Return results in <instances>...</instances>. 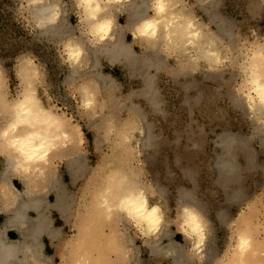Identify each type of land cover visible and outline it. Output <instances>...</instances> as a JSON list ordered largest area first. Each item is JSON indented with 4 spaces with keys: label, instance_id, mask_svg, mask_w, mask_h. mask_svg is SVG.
<instances>
[{
    "label": "rangeland",
    "instance_id": "obj_1",
    "mask_svg": "<svg viewBox=\"0 0 264 264\" xmlns=\"http://www.w3.org/2000/svg\"><path fill=\"white\" fill-rule=\"evenodd\" d=\"M45 2L56 5L59 15L46 32L35 20V5L0 0V89L12 101L31 85L43 106L63 113L80 130L73 147L53 159L71 203L67 219L55 211L50 216L62 231V238L45 249L51 263L73 260L71 242L79 214L105 163L120 154V127L132 118L139 128L135 126L130 137V163L149 202L164 214V223L152 238L141 237L129 222L118 225L120 246L128 251L125 259L116 257L112 242L102 235L108 227L95 228L88 239L94 254H104L105 264H225L236 237L244 234L264 264V131H259L264 122L249 109L242 93L253 51L264 53V0H179L178 8L188 12L216 45L219 59L211 63L191 45L177 49L161 45L148 51L144 43L134 41L127 15L120 11L115 28L121 29L134 55L161 56L160 67L147 71L150 90L141 76L123 63H107L101 53L96 54L95 68L86 53L73 69L65 45L80 41L92 49L86 23L75 0ZM89 69L107 77L111 87L92 79ZM82 84L94 95L87 108L79 90ZM3 118L0 113V127ZM71 157L80 165L73 176L66 163ZM46 198L54 200L50 192ZM184 204L202 217L205 241L197 254L179 233L178 212Z\"/></svg>",
    "mask_w": 264,
    "mask_h": 264
},
{
    "label": "bare ground",
    "instance_id": "obj_2",
    "mask_svg": "<svg viewBox=\"0 0 264 264\" xmlns=\"http://www.w3.org/2000/svg\"><path fill=\"white\" fill-rule=\"evenodd\" d=\"M27 1L35 5L33 11L37 24L43 27L45 32L48 31L56 20L57 6L54 7L45 0ZM178 2L179 0H75L82 20L86 23L90 41L94 45L89 49L79 43L80 41H68L69 43L65 45L67 63L74 69L80 64L84 54L90 53L92 56L90 67L95 68L96 54L101 53L107 63H123L130 72L141 76L145 87L150 90L149 80L152 79L149 74L147 75V71L150 68L160 67L161 56L157 57L152 53L147 58H140L141 56L134 55L132 51L134 48L124 42L121 29L115 28L119 22V17H116L120 11L127 15V25L130 27L134 41L144 43L148 51H153L151 49L161 45L165 49L191 45L195 46V51L204 56L208 63L217 61L219 54L216 45L213 46L212 40L210 41V38L204 34L201 25H198L188 12L178 8ZM148 22L154 25V32L153 29L147 30L153 32L152 35L145 33L144 26ZM105 24L108 27L107 31L103 32L100 28ZM69 49H79L81 53L79 59L69 60ZM247 68V78L243 80L242 93L249 109L259 116L263 123L264 53L257 55L253 51ZM87 73L92 79L104 84L107 89L111 87L109 79L99 74L100 72L95 73L89 69ZM79 90L83 106L85 107L87 101L92 103L94 95L88 85L82 84ZM4 93L0 89V113L4 116L3 119H6L0 127V157L3 164L0 172V199L8 216L0 228V264H52V260L50 261V258L44 254L41 236L45 235L50 239L60 238V229L52 225L47 211L53 207L62 218L67 219L68 207L71 203L70 195L64 190L53 169V159L62 151L73 147L80 130L63 113L43 106L31 85L24 87L20 96L12 101H7ZM126 121L128 123H122L121 134L118 137L120 154L103 164L102 177L99 176L96 181L94 180L89 201L79 214L78 232L71 242L74 258L70 264H105L104 254H94L95 246L88 242L95 228L100 230L102 226L108 227L107 232L103 231L105 234L102 232V235L106 236L108 242H112L116 257L125 259L128 251L120 246L118 225L124 221L131 223L143 238L157 236L162 227L164 214L162 215L156 203L149 202L146 188L130 163L133 153L130 137L133 128L138 127V123L132 118ZM260 127L259 131H264V124ZM224 162L221 161L222 167ZM66 163L72 176L79 171L80 165L75 157L67 158ZM9 174L19 176L23 181L25 188L23 193L13 189ZM49 192L54 196L53 202L46 198ZM29 209L34 211V216L31 218L27 215ZM178 213L179 233L190 240V250L197 254L205 241L202 217L185 204ZM16 225L19 237L9 241L5 231L9 226ZM152 250L158 252L157 248L153 247ZM232 251L225 264H262L257 256V249L247 235L238 234ZM177 255L180 260L184 259L179 252Z\"/></svg>",
    "mask_w": 264,
    "mask_h": 264
},
{
    "label": "crops",
    "instance_id": "obj_3",
    "mask_svg": "<svg viewBox=\"0 0 264 264\" xmlns=\"http://www.w3.org/2000/svg\"><path fill=\"white\" fill-rule=\"evenodd\" d=\"M1 161H0V172L3 168V164H2V158L0 157ZM2 164V165H1ZM68 171L70 172V170L68 169ZM72 175V174H71ZM10 177V181L12 183V187L14 190L18 191L19 193H23L25 190L24 188V184L23 181L20 179L19 176H13L11 174L8 175ZM49 200V199H48ZM0 228L2 227V225H4L5 222V218H7V212L4 210V203L2 202V200L0 199ZM53 211L57 212L53 207H50L48 209V216H52ZM58 213V212H57ZM27 215L29 218H31L34 215V211L29 209L27 211ZM52 220V225L55 227L54 225V221ZM57 228V227H56ZM5 235L6 237L9 239V241L11 240H16L19 237V231H18V226H9L6 231H5ZM62 238V231L60 230V238H54V239H50L48 237H46L45 235L41 236V240L43 242V251L45 252V249L51 248L53 247V245H55V243Z\"/></svg>",
    "mask_w": 264,
    "mask_h": 264
},
{
    "label": "clouds",
    "instance_id": "obj_4",
    "mask_svg": "<svg viewBox=\"0 0 264 264\" xmlns=\"http://www.w3.org/2000/svg\"><path fill=\"white\" fill-rule=\"evenodd\" d=\"M52 22H54V20ZM107 27H108V25L105 24V25L101 26L100 30L103 31V32H106L107 31ZM144 29H145V33L146 34L152 35L153 32H154V25L152 23L148 22V23L145 24ZM148 29H153V32H148L147 31ZM80 54L81 53H80L79 49H76V50L69 49L68 50V59L69 60L79 59ZM90 103H91V101H87L85 103V107H88V105ZM194 230H196V229H194Z\"/></svg>",
    "mask_w": 264,
    "mask_h": 264
}]
</instances>
